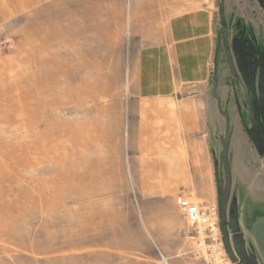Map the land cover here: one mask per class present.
Returning <instances> with one entry per match:
<instances>
[{"label": "rangeland", "instance_id": "374dc122", "mask_svg": "<svg viewBox=\"0 0 264 264\" xmlns=\"http://www.w3.org/2000/svg\"><path fill=\"white\" fill-rule=\"evenodd\" d=\"M14 1L0 0V10L9 14L0 17V91L10 80L16 83L24 79L27 94L32 76L43 72L55 88L66 85L78 91L85 78L88 88L84 92L93 97L80 102L73 98L66 107L62 98H57L48 109L57 123L75 130L73 142L69 133L56 128L55 159L51 162L23 153L22 141L33 136V131L20 125L21 118L27 119L26 113L0 122V264H264L250 232L252 224L264 218V13L257 2L217 0L216 8V35L222 27L227 29L228 48L239 54L244 67L232 77L219 54L212 82L221 110L229 116L230 138H237L243 128V187L234 191L227 207L229 255L223 244L210 247L199 239L179 210L159 202L139 201L118 171L119 161L124 162L118 143L124 121L114 108L118 102L125 105L127 101L128 62L142 45L139 40H129L127 0H120L121 8L114 6L119 0H88L105 4L99 9L97 22L108 23L117 31L118 20L122 21L119 47L114 45L118 42L112 34L111 47L96 48L90 31L81 41H69L68 37L65 43L61 23L56 44L49 48L47 19L42 17L36 21L34 39H42L43 47L30 49L26 56L30 64L26 65L21 63L25 58L19 48L21 31L31 29L35 10L11 13L9 6ZM55 1L58 4L62 0ZM100 39L103 44V36ZM19 92L21 88L12 98ZM3 101L0 98V104ZM41 104L43 109L47 103ZM224 132L225 122L219 117L217 156ZM62 172L72 179L71 184L47 183ZM218 178L223 179L221 169ZM40 181L46 183L41 184L45 192L59 194L60 202L48 195L50 210L38 213L25 205L24 212L17 214L23 192L31 189L37 194Z\"/></svg>", "mask_w": 264, "mask_h": 264}, {"label": "crops", "instance_id": "0c3cea01", "mask_svg": "<svg viewBox=\"0 0 264 264\" xmlns=\"http://www.w3.org/2000/svg\"><path fill=\"white\" fill-rule=\"evenodd\" d=\"M104 5L88 0H62L58 4L55 0H16L9 7L11 13L35 10L31 29L21 31V44L34 39L36 21L43 17L47 19L49 48L56 44L61 23L65 43L68 37L69 41H81L90 31L96 48L111 47L112 34L118 42L114 45L119 47L122 21L118 20L117 31L108 23L97 22ZM114 6L121 8L122 1ZM216 8L217 0H127L128 37L142 45L128 62L127 101L114 108L124 121L118 142L124 162L119 161L118 171L141 202H159L178 210L176 201L184 198L200 208H217L220 152L217 156L216 125L223 117L217 111L212 85ZM7 15L0 10V17ZM89 21L93 24L90 28ZM101 36L106 44L101 43ZM84 88H88L85 78L78 91L68 88L65 107L73 98L80 102L93 97L85 94ZM242 132L243 128L237 138H230L229 199L243 187Z\"/></svg>", "mask_w": 264, "mask_h": 264}, {"label": "bare ground", "instance_id": "6f19581e", "mask_svg": "<svg viewBox=\"0 0 264 264\" xmlns=\"http://www.w3.org/2000/svg\"><path fill=\"white\" fill-rule=\"evenodd\" d=\"M48 40L49 39H47V42ZM41 41L42 39L37 38V39L27 40L23 44H20L19 48H21L23 55L25 54V58L21 62L23 65H26L29 63V59L27 60L26 56L30 54L31 48L38 47V49H40L43 47ZM34 65H38V64L35 63ZM39 70L41 72V69ZM42 73L39 76L37 75V77L35 75L32 76L31 78L32 86L28 90L27 94H25L24 92V83H23L24 79H21L20 82H16V83L11 82L10 80V84L11 83L12 84L11 85L6 84L5 87L1 89L0 98L2 99L4 98V101L0 105L3 104L2 107H4L3 109L4 115L1 118L0 122H5L6 120H8L10 115H14L16 113L17 114L26 113L27 119L21 118L20 125H22L23 128H25L28 131L30 130L33 131V136L30 137L27 142H25V140L22 141L21 147H22L23 153L29 156L32 153L33 155L37 156L41 162L43 161L51 162L53 161V159H55L53 158V147H54V138H55L56 128H59L60 133L64 131L69 133L73 142H74L73 137L75 135L74 134L75 130L71 127H67V126L57 123L54 120V118H52L53 116L51 117L48 113L49 112L48 109H50L52 105L56 104L57 98H62V104L64 105L65 99L67 97V92L69 91V89L65 85H62V88L61 86L58 87L57 84H56L57 86L56 88L52 87L48 80L50 79L48 78V75H47V78H45L46 76L43 77ZM45 73L48 74L49 72L48 73L44 72V74ZM4 77H7V76H5L4 74ZM51 80L54 81L53 78H51ZM56 80L57 78L55 79V81ZM57 82L58 81H56V83ZM19 88H21V92H19L16 97L12 98L11 95H13L14 91L18 90ZM58 88L60 89V91H56ZM51 96L53 97V99L50 98ZM47 98L48 100H45ZM42 101L47 103L46 105L44 104L45 107L43 109L41 108V105L43 104V103L41 104ZM47 183L53 186L59 183L71 184L72 179L69 178V176L66 177V175L62 172L58 174L55 178L48 180ZM41 184L44 186L46 183H43V181L38 182V187L36 190L37 194H35L34 190H31V189L29 190L27 189L26 191L23 192L22 197L19 199L20 206L18 207L16 211L17 214H21L24 212L25 205H27V207H29L31 211L37 210L38 213H43L44 211L49 209L52 205V200L48 198V195L53 196V197L55 196L54 200L56 201V203L60 202L61 197L58 196L59 194H56V192L52 190L45 192V189L42 187ZM38 195H42V197Z\"/></svg>", "mask_w": 264, "mask_h": 264}, {"label": "water", "instance_id": "95a60500", "mask_svg": "<svg viewBox=\"0 0 264 264\" xmlns=\"http://www.w3.org/2000/svg\"><path fill=\"white\" fill-rule=\"evenodd\" d=\"M258 6L264 13V0H255ZM221 36L223 43V51L226 56V60L229 64L231 72H233V66L231 62L230 52L228 48V35L227 29L222 27L217 32V49L215 51L214 60H213V76L215 77L217 72V55L219 52L221 44ZM214 98L216 100L217 111L225 120V132L223 140L221 141V151L219 154V169L222 170L223 179L218 178L217 174V187L219 190L217 197V212L219 217V228L222 234V244L225 252L229 255H232V250L229 242V235L227 229V207L231 193V169L228 162V151L230 145V136H229V116L227 113L222 112L220 107V100L216 97L215 92H213ZM251 235L255 241V244L261 253V256L264 260V218H258L251 226L250 229Z\"/></svg>", "mask_w": 264, "mask_h": 264}, {"label": "built area", "instance_id": "2783aa9c", "mask_svg": "<svg viewBox=\"0 0 264 264\" xmlns=\"http://www.w3.org/2000/svg\"><path fill=\"white\" fill-rule=\"evenodd\" d=\"M177 208L188 223L196 230V235L208 246L222 247L217 208H200L184 198H178Z\"/></svg>", "mask_w": 264, "mask_h": 264}, {"label": "flooded vegetation", "instance_id": "af4514ba", "mask_svg": "<svg viewBox=\"0 0 264 264\" xmlns=\"http://www.w3.org/2000/svg\"><path fill=\"white\" fill-rule=\"evenodd\" d=\"M229 52H230L232 66H233V72H231L230 67H229V64H228V62L226 60V56L224 54V51H223V43H222V36H221V44H220L219 52H218V55H217V63H218V56H219V54H222L223 55V59H224V63L227 66V70H228L229 74L232 77H234L235 76V72L242 71L244 69V67H243L242 60H241L239 54L237 52H234V50L233 51L229 50ZM236 82H240L239 79L236 78ZM224 122H225V120H224ZM230 169H231V167H230ZM231 179H232V169H231Z\"/></svg>", "mask_w": 264, "mask_h": 264}]
</instances>
